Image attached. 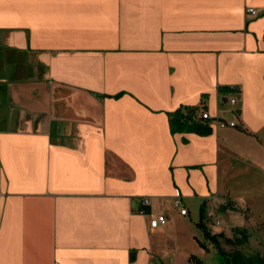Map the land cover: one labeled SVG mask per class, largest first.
Masks as SVG:
<instances>
[{
  "label": "crops",
  "instance_id": "obj_1",
  "mask_svg": "<svg viewBox=\"0 0 264 264\" xmlns=\"http://www.w3.org/2000/svg\"><path fill=\"white\" fill-rule=\"evenodd\" d=\"M262 120L264 0H0V264H156Z\"/></svg>",
  "mask_w": 264,
  "mask_h": 264
},
{
  "label": "rangeland",
  "instance_id": "obj_2",
  "mask_svg": "<svg viewBox=\"0 0 264 264\" xmlns=\"http://www.w3.org/2000/svg\"><path fill=\"white\" fill-rule=\"evenodd\" d=\"M261 133L256 136L252 150L244 154L252 163L264 165V120L261 122ZM249 150V149H248ZM244 153V151H243ZM251 153V157H249ZM243 167L237 164L232 166L227 178L228 188L232 192V201L235 209L220 207L214 208L216 216L212 219L206 217L205 224L214 233L226 231L227 236H232L233 229L246 228L249 233V242L241 249L246 254L260 253L264 255V172L263 169ZM179 210L178 208H175ZM216 209V210H215ZM213 211V210H211ZM208 213V212H207ZM201 207L194 210V216H189L187 222L178 224L179 235L175 238L163 240V248L158 253L156 264H188L191 255H196L205 264H224L221 255L207 240L204 230L199 226L201 222ZM217 221L218 224H217ZM173 224V223H172ZM173 231L175 224L172 225ZM177 238V240H176ZM207 246V248L205 247ZM224 248L231 251V246L226 243Z\"/></svg>",
  "mask_w": 264,
  "mask_h": 264
},
{
  "label": "trees",
  "instance_id": "obj_3",
  "mask_svg": "<svg viewBox=\"0 0 264 264\" xmlns=\"http://www.w3.org/2000/svg\"><path fill=\"white\" fill-rule=\"evenodd\" d=\"M198 112V108H192L186 111V113L180 109L171 116V127L173 131L181 130H194L202 134H208L211 129L209 126L200 124L199 122H190L194 120ZM147 206V205H146ZM146 206L144 205L146 213ZM222 209L232 208L235 206L232 201H227ZM207 212L203 206L201 222L199 226L204 230L207 240L211 243L212 247L218 251L221 255L224 264H264V255L260 253L246 254L241 248L248 244L249 233L246 228L233 229L232 236H227L224 232L212 233L206 226L205 219ZM208 218V217H207ZM231 246L232 250L228 251L224 248L223 244ZM207 248V246H205ZM188 264H205L202 259L196 255H191Z\"/></svg>",
  "mask_w": 264,
  "mask_h": 264
},
{
  "label": "built area",
  "instance_id": "obj_4",
  "mask_svg": "<svg viewBox=\"0 0 264 264\" xmlns=\"http://www.w3.org/2000/svg\"><path fill=\"white\" fill-rule=\"evenodd\" d=\"M248 13L255 14L256 12H255L254 9H251V8H250V9L248 10ZM231 103H232V104H235V103H237V100H236L235 98H233V99H231ZM202 118H203V119H209V118H210V115H209L208 113H203V114H202ZM221 125H222L223 127H226V126L235 127L237 124H236V122H230V123H227V122H221ZM148 203H149V199H145V200H144V205L146 206V205H148ZM174 205H175L176 208L180 209V213H181L182 215H186V214H188V210H187V209L183 206V204H182V201H181V195H180L179 192H178L177 195H176ZM142 212H143V213H146L145 208L142 209ZM207 217H208V219H212V218H214V217H215L214 211H211V210H210V211L207 213ZM218 222H219V221H217V224H218ZM166 223H167V218H166V216H164V215H157V216H154L153 218H151V220H150V227H151V228H159V227L165 225Z\"/></svg>",
  "mask_w": 264,
  "mask_h": 264
}]
</instances>
